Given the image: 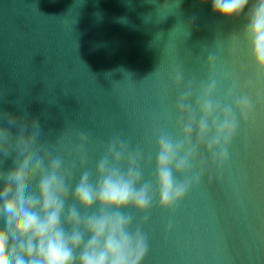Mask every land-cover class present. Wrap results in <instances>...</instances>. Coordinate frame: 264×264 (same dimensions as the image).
<instances>
[{
	"label": "water",
	"instance_id": "95a60500",
	"mask_svg": "<svg viewBox=\"0 0 264 264\" xmlns=\"http://www.w3.org/2000/svg\"><path fill=\"white\" fill-rule=\"evenodd\" d=\"M164 2L0 0V109L23 105L39 122V142L76 163L74 183L83 170L95 176L114 135L150 155L144 179L154 175L156 134H177V66L184 84L195 81L194 95L209 78V53L217 58L218 96L231 84L226 74L255 83V66L229 39L242 21L223 19L200 0H179V7L169 0L160 10ZM248 91L254 96L257 88ZM81 133L89 136L84 169ZM11 165L9 158L3 166ZM126 211L135 216L133 227L143 219ZM143 231L142 264H264V106L241 124L224 167L208 169L174 211L157 203Z\"/></svg>",
	"mask_w": 264,
	"mask_h": 264
},
{
	"label": "clouds",
	"instance_id": "9594fccd",
	"mask_svg": "<svg viewBox=\"0 0 264 264\" xmlns=\"http://www.w3.org/2000/svg\"><path fill=\"white\" fill-rule=\"evenodd\" d=\"M200 2L210 3L213 14L223 19L242 21L229 39L232 50L243 48L255 66V83L242 85L226 74L231 84L218 96L217 58L209 53V78L194 95L195 81L184 84L177 66L173 82L178 88L183 84L175 103L177 134H156L154 175L147 180L142 164L151 166L152 157L144 158L139 148L130 150L127 141L114 135L95 176L83 170L74 183L76 163L66 164L39 142V122L29 118L23 105H17L18 112L0 109V264H142L148 252L143 226L151 209L158 203L174 211L208 169L224 167L241 124L264 106V88L259 87L264 83V0ZM158 7L167 9L169 0ZM254 87L253 96L248 90ZM88 141L81 133V169ZM9 158L12 165L5 169ZM128 209L143 215L135 227Z\"/></svg>",
	"mask_w": 264,
	"mask_h": 264
}]
</instances>
